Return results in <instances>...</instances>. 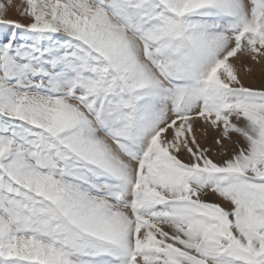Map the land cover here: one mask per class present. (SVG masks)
I'll return each instance as SVG.
<instances>
[{
	"label": "snow or ice",
	"instance_id": "6c2138e0",
	"mask_svg": "<svg viewBox=\"0 0 264 264\" xmlns=\"http://www.w3.org/2000/svg\"><path fill=\"white\" fill-rule=\"evenodd\" d=\"M248 61L264 0H0V264H264Z\"/></svg>",
	"mask_w": 264,
	"mask_h": 264
},
{
	"label": "rangeland",
	"instance_id": "374dc122",
	"mask_svg": "<svg viewBox=\"0 0 264 264\" xmlns=\"http://www.w3.org/2000/svg\"><path fill=\"white\" fill-rule=\"evenodd\" d=\"M17 2H19V0H17ZM8 18L12 20L20 21L22 23L28 22L27 20H22L19 14L15 10L9 13ZM238 67H240V78L246 87H252L257 89L264 87V61H262L259 64L248 61L243 66L238 65ZM248 69H251V71L248 72ZM197 138L200 141L202 147H208V146L212 147L213 153L219 151V147L214 144V139H215L214 133H209L207 139L202 138V135L198 133ZM225 146L228 148L229 153L233 151V145L225 142ZM212 158L217 162H219L221 159H226L227 157H218L216 155H212ZM206 199H209L210 202H216V203L221 202L217 197H208Z\"/></svg>",
	"mask_w": 264,
	"mask_h": 264
}]
</instances>
